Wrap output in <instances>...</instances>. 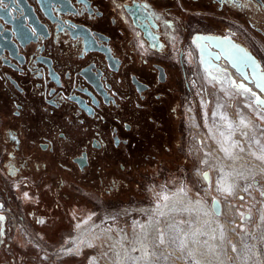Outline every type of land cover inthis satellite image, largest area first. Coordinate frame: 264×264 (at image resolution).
Instances as JSON below:
<instances>
[{
    "label": "flooded vegetation",
    "instance_id": "1",
    "mask_svg": "<svg viewBox=\"0 0 264 264\" xmlns=\"http://www.w3.org/2000/svg\"><path fill=\"white\" fill-rule=\"evenodd\" d=\"M261 5L264 0H4L0 206L16 203L5 189L8 178L31 182L36 200H62L64 210L73 197L130 202L138 179L183 174L194 159L185 152L189 102L213 96L204 84L246 98L240 85H250V58L264 72ZM215 107L224 115L221 102L212 115ZM194 120L199 128L200 118Z\"/></svg>",
    "mask_w": 264,
    "mask_h": 264
},
{
    "label": "rangeland",
    "instance_id": "2",
    "mask_svg": "<svg viewBox=\"0 0 264 264\" xmlns=\"http://www.w3.org/2000/svg\"><path fill=\"white\" fill-rule=\"evenodd\" d=\"M203 86L207 91L212 89L213 96L193 99L189 102L190 115L187 113L193 128L188 127L191 137L187 140L185 152L194 159L190 160L183 174L169 173L163 176L159 171L151 177L138 179L139 185H136L131 203L120 201L118 204L108 205L93 197H73L64 203L65 209L62 210V200H54L50 196L36 200L31 182L22 184L18 178H8L5 189L15 196L16 203L12 207L0 206V216L3 217L0 219V264H89L90 257H98L95 264H106V260H111L114 256L110 254L108 258H103L99 254L108 251L109 244L118 243L116 250L121 251L122 255V245L126 247L131 242L132 246H139L135 239L142 234L140 225L148 224L150 220L159 221L158 227L163 229L166 220L177 222L194 217H198L199 222L193 227L203 232L199 239L207 240L209 249L215 248V252L208 251L201 257L208 264H221V261L223 264H257L258 259L264 260V241L259 239L264 231V225H261L264 201L258 207V204L247 201L248 196L244 191V186L251 181L253 184L258 183L261 190H264V160L257 159V156L264 155V145L255 143L258 135L264 143V135H261L264 131V119L261 118L264 117V107L250 92L246 98L240 97L237 92L224 86L228 94L225 97L221 85ZM249 87L264 100V94L260 90L252 84ZM220 102L224 111L223 118L227 119L228 126L220 122L214 111L211 114L213 104ZM246 104L251 105V110ZM237 108H241L242 112L247 110V113L237 114ZM196 117L200 118L199 128L194 120ZM245 118L248 124L244 122ZM245 132L247 136L243 135ZM219 134L223 137H219ZM234 144L239 146L234 147ZM240 147L244 151H240ZM204 172H208L210 183L204 180ZM210 175L216 176L217 190L220 187L218 181L227 186L235 180L237 185L231 196L215 197L221 203L219 215H215L210 206L215 187ZM3 182L0 181V190L5 186ZM181 188L184 192L179 191ZM254 192H257L256 189ZM25 193L28 195L25 196ZM163 196H168L169 199L165 201ZM240 197L244 199L241 200ZM1 198L3 196L0 192V202ZM244 202L248 210H261L252 212L251 217L246 215L247 218L242 221L238 211ZM58 209H61L60 218ZM161 212L165 215L161 216ZM109 217L116 219L113 221ZM41 220L42 223H37ZM109 228L111 232L108 236L111 239L102 235L103 232L100 233V230ZM93 234L97 236L92 237L89 243H93L95 247H88L89 243L86 245L80 242L81 237ZM213 235L215 240L212 239ZM125 236L126 241L122 239ZM104 241L107 243H103ZM233 244L237 248L236 252L232 251ZM67 248L76 251L68 254L65 251ZM141 254L136 252L132 255ZM173 264H185V261L173 258Z\"/></svg>",
    "mask_w": 264,
    "mask_h": 264
},
{
    "label": "snow or ice",
    "instance_id": "3",
    "mask_svg": "<svg viewBox=\"0 0 264 264\" xmlns=\"http://www.w3.org/2000/svg\"><path fill=\"white\" fill-rule=\"evenodd\" d=\"M0 6H4V0H0ZM261 6L264 7V5ZM240 87L244 88V91L250 92L252 96H255L256 101L259 104L264 105V100H261L255 92H252L251 89L247 88L243 84L240 85ZM256 87L261 89V91H264V85L257 83ZM261 118L264 119V117ZM241 123L244 122L241 121ZM243 135L247 136V133L245 132ZM261 135H264V131L261 132ZM255 143L259 144L260 141L256 140ZM233 146L237 147L239 145L234 144ZM240 151H244V148L240 147ZM257 159L264 160V155L257 156ZM201 163L206 164L207 161H201ZM262 172H264V170H262ZM203 178L205 180L208 179L207 172L203 173ZM241 178L243 177L241 176ZM218 185H220L218 190L222 191L226 196H231L233 194L234 188L237 186L235 180L227 184V186H224L221 181H218ZM252 187V184H248L244 188V191L249 192ZM257 187H259L258 183ZM179 191L184 192V189L181 188ZM24 195L27 196L28 194L25 193ZM260 196L264 197V190L260 191ZM162 198L165 201L169 199L168 196H163ZM240 199L243 200L244 197H240ZM213 202L216 203L215 199ZM197 203L200 202L197 201ZM165 207H167V205H165ZM184 211H189V209H184ZM160 215L164 216L165 214L161 212ZM240 215L242 220L245 219L243 213ZM0 219H3V217H0ZM89 219H91V217H89ZM109 219L115 221L116 217H109ZM38 222L42 223L43 221L41 220ZM198 222V217L180 220L177 222L166 220L165 228L161 229L158 227L159 221L150 220L148 224L140 225L142 234L137 236L135 239V243L138 244L139 247L132 246L131 242H129L128 246L126 247L122 245V255L121 251L116 250L115 244H111L108 245V251L101 252L99 256L103 258H108L110 254L114 256L113 259L106 260V264H138V261L140 264H173V258L183 260L185 261V264H208V261L201 259V257H204L208 251L215 252V248L209 249L207 247L208 241H201L199 239V237L203 235V232L193 227ZM261 225H264V217L261 218ZM77 227H80V225L77 224ZM240 227L243 230V226L241 225ZM110 232L111 228L104 229L102 235L108 236ZM99 238L100 237H97V239ZM108 238L111 239L110 236H108ZM122 239L126 241L127 237H122ZM212 239L215 240L216 237L213 235ZM221 239H223V235L221 236ZM259 239L260 241H264V231L261 232ZM73 240H75V238H73ZM103 243H107V241H104ZM87 246L95 247L96 245L89 243ZM65 251L68 254H73L76 250L73 248H67ZM232 251H237V248L234 244L232 245ZM136 252H141L142 255L133 256L132 254ZM177 252H179V255H177ZM254 255L259 256L261 254L254 253ZM97 258L98 257H90L89 264H95ZM221 264H223L222 261ZM257 264H264V260L258 259Z\"/></svg>",
    "mask_w": 264,
    "mask_h": 264
},
{
    "label": "built area",
    "instance_id": "4",
    "mask_svg": "<svg viewBox=\"0 0 264 264\" xmlns=\"http://www.w3.org/2000/svg\"><path fill=\"white\" fill-rule=\"evenodd\" d=\"M211 176V175H210ZM212 178H213V183L215 184V187L213 188V191H214V193H213V197H214V199H215V197H220V196H224L225 194L222 192V191H219V190H217V187H216V181H215V178H216V176L214 175H212L211 176ZM209 183H210V181H209ZM248 184H252L253 185V187L249 190V192H245V194H247V196H248V199H247V201L248 200H250V201H252V203L253 204H258L257 206L259 207V205L262 203V201H264V197H261L260 196V191H262L261 190V188H260V186L259 187H257V184H253V181H251L250 183H248ZM247 184V185H248ZM246 186H244V188H245ZM254 189H256V191L257 192H254ZM217 191V192H216ZM254 192V193H253ZM213 200V199H212ZM212 200H210L211 202H212ZM245 205H247L246 204V202H244L243 204H241L240 205V210L238 211L240 214L241 213H243V215H244V217L246 216V215H248V217H251V213L252 212H254V211H257V210H261V208H256V210H255V208H254V210H248L247 208H248V206H245ZM211 206V205H210ZM244 207H246V208H244ZM247 209V210H246ZM245 212H244V211ZM247 217H245V219H246ZM245 219H243L242 221H244ZM103 231L102 230H100V233H102ZM100 233H98L97 235H100ZM95 235L96 234H93L92 236H90V237H87V236H85V237H81V240H80V242L83 244V243H85L86 245L89 243V240L91 241V239H92V237H95ZM96 235V236H97ZM84 240V241H83ZM112 244H115V246H116V249H118V243H116V242H114V243H112ZM109 245H111V244H109Z\"/></svg>",
    "mask_w": 264,
    "mask_h": 264
},
{
    "label": "water",
    "instance_id": "5",
    "mask_svg": "<svg viewBox=\"0 0 264 264\" xmlns=\"http://www.w3.org/2000/svg\"><path fill=\"white\" fill-rule=\"evenodd\" d=\"M238 73H242L241 69L235 66ZM247 81L252 84L255 88L256 84L259 83L261 85H264V72L261 71L260 65L258 63L255 64V59H249V77ZM249 88V86H247ZM261 91V89L257 88ZM264 94V91H261ZM262 105V104H261ZM264 107V105H262ZM205 173V172H204ZM208 173V172H207ZM203 176V174H202ZM205 180V179H204ZM206 182H209V177ZM214 199L211 202V209L215 215H219L221 213V203L219 200L215 199L216 203L213 202ZM248 216V215H247Z\"/></svg>",
    "mask_w": 264,
    "mask_h": 264
},
{
    "label": "bare ground",
    "instance_id": "6",
    "mask_svg": "<svg viewBox=\"0 0 264 264\" xmlns=\"http://www.w3.org/2000/svg\"><path fill=\"white\" fill-rule=\"evenodd\" d=\"M214 111V113H217L216 115H218L219 116V118H220V122L221 123H223V124H228V121H227V119H224L223 118V115H222V112H221V110H219L218 108H216L215 107V109L213 110ZM218 118V119H219ZM245 120V119H244ZM246 121V120H245ZM246 123V122H245ZM246 124H248V121H247V123ZM228 126V125H227ZM220 136L219 137H223L221 134H219ZM262 137V136H261ZM226 138V137H225ZM256 140H259L260 141V145H264V143L263 142H261V139H260V136L259 137H257V139ZM254 145V144H253ZM139 247V246H138ZM142 255V254H141Z\"/></svg>",
    "mask_w": 264,
    "mask_h": 264
}]
</instances>
